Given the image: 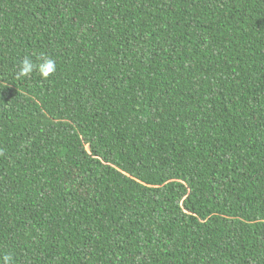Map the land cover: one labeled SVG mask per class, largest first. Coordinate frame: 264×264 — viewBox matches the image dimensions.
Masks as SVG:
<instances>
[{"label": "trees", "instance_id": "trees-1", "mask_svg": "<svg viewBox=\"0 0 264 264\" xmlns=\"http://www.w3.org/2000/svg\"><path fill=\"white\" fill-rule=\"evenodd\" d=\"M0 150V264H264V0H0Z\"/></svg>", "mask_w": 264, "mask_h": 264}, {"label": "clouds", "instance_id": "clouds-1", "mask_svg": "<svg viewBox=\"0 0 264 264\" xmlns=\"http://www.w3.org/2000/svg\"><path fill=\"white\" fill-rule=\"evenodd\" d=\"M40 63L33 62L30 58H25L20 65V70L16 74V79L25 77H31L34 72L44 79H49L56 72V61L55 59L41 53L38 57ZM0 155H3V151L0 150ZM11 256H5V264H9Z\"/></svg>", "mask_w": 264, "mask_h": 264}]
</instances>
